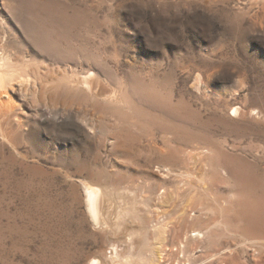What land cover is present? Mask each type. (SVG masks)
Returning a JSON list of instances; mask_svg holds the SVG:
<instances>
[{"label":"rangeland","instance_id":"rangeland-1","mask_svg":"<svg viewBox=\"0 0 264 264\" xmlns=\"http://www.w3.org/2000/svg\"><path fill=\"white\" fill-rule=\"evenodd\" d=\"M0 60V264H264V0H0Z\"/></svg>","mask_w":264,"mask_h":264},{"label":"bare ground","instance_id":"bare-ground-1","mask_svg":"<svg viewBox=\"0 0 264 264\" xmlns=\"http://www.w3.org/2000/svg\"><path fill=\"white\" fill-rule=\"evenodd\" d=\"M4 67H5L4 63H2L0 60V110L2 111L11 109L13 105L16 104L15 101H17L11 94H9V90H8L9 88H7V80L9 78H8L7 73L4 72ZM100 199H101V193L97 188L88 189L86 193L87 207H88L89 213L91 214L92 219L95 222H97V214H98ZM114 251H116V249H114ZM90 264H99V262L96 260H93L90 262Z\"/></svg>","mask_w":264,"mask_h":264}]
</instances>
